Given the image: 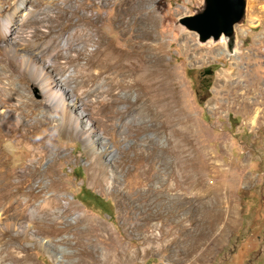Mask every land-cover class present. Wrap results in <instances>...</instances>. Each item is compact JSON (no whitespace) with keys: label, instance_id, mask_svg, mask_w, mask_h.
I'll return each mask as SVG.
<instances>
[{"label":"rangeland","instance_id":"obj_1","mask_svg":"<svg viewBox=\"0 0 264 264\" xmlns=\"http://www.w3.org/2000/svg\"><path fill=\"white\" fill-rule=\"evenodd\" d=\"M203 4L0 0V42L7 20L24 17L20 50L0 44V251L10 264H79L80 251L97 264H264V106L259 92L243 95L253 82L264 93V0H247L232 51L182 25ZM133 44L147 61L165 50L181 113L169 128L108 56ZM32 52L85 98L77 112L66 102L78 128L47 105ZM85 110L107 127L111 155L95 136L82 138ZM83 190L109 205L87 207ZM78 222L86 248L73 234Z\"/></svg>","mask_w":264,"mask_h":264},{"label":"bare ground","instance_id":"obj_2","mask_svg":"<svg viewBox=\"0 0 264 264\" xmlns=\"http://www.w3.org/2000/svg\"><path fill=\"white\" fill-rule=\"evenodd\" d=\"M25 3L26 1H24L23 5ZM25 15L27 16V13ZM23 22L24 17L19 12H17L15 16L13 15L10 19L7 20L4 25L5 27L1 33L3 40L0 42V44L3 45V47L6 48L15 44L17 45V48L15 47L14 49L20 50L19 41L22 34L21 31L24 28L22 24ZM239 27H241V24H238L235 27L237 39ZM186 40H190V38H187ZM226 41V39L222 38V40L217 42V44L222 45L225 48V46L228 47ZM211 42L212 40H210L208 43ZM236 45L238 44L236 43ZM186 48H188L187 45ZM108 49L107 51L108 53H110L108 54V56H110L111 58L114 57L116 63L123 62V65L117 66V68H121V70L124 72H121V74L126 75L125 73L126 71H128V73L133 76L132 82L127 86L129 87V89L138 91V100L143 102V106L146 108V110H148L147 113L151 115L154 120L156 119L157 123L159 121V123L162 124L163 128H169L174 122L180 121L181 113L180 111L178 112L174 109V105L177 100V97L174 93L177 81L175 82L172 72L169 70V66L164 55L165 50L163 49V47L161 46L156 52H154V56L152 57L153 59L151 61L146 60V58L143 56L144 54L141 50V47L138 48V46L135 44L129 46V48L126 49H117L114 47H110V49ZM29 57L31 70L37 76L36 83L45 95V101L47 105L51 106L52 108L60 109L62 111L63 115L61 120L63 121V124H69L75 129L78 128L79 123L78 121H74L73 123V115L69 114L70 110L68 111V105H66V102L70 101V109H72V111L74 109L77 112L78 105L85 104V98H79L77 96V94L75 93L77 87L73 85L70 78L62 75V77L65 78L62 81L59 79L60 77L54 71L55 68L53 67V64L50 60H46L34 52H32V56ZM198 59L203 60L204 57L200 56L198 57ZM149 63L151 64V66H149ZM122 68L127 70L124 71ZM239 68L240 62H236L235 67H233L234 74H236L240 78V76L242 75ZM233 76V74H228L227 72L223 73V78L225 81L231 80ZM242 77L246 80L248 76L245 75ZM240 88V84L235 86V89ZM93 92L96 94L99 93H97L96 90H94ZM252 92L260 93V97H258L257 103L259 106H264V93L260 91L258 82H253L252 87H248V89H245L243 95L245 96L246 94H251ZM5 116L8 117L9 114ZM81 116L84 117L81 120L87 119L88 122L86 124L89 125L83 128L84 132L82 134V138L91 141V139H93V137L95 136L96 139L103 144L104 150H106V152L111 155L113 151H111L110 147V138L107 136V127L103 123H101L100 118L97 116V114L93 112L91 113L89 112V110H85ZM182 133L183 132H180L181 136H183ZM47 202L61 204L60 200L53 198L52 200H49ZM37 210V208L33 209L34 217L38 213ZM22 224L25 226V228L23 229L24 232L27 230V228H30V224L28 222H22ZM74 229L75 230L73 234L75 236V239H78L77 244L79 243L81 248H86V238L88 237V234H86V230L79 228V222L75 224ZM23 234L27 235L28 233ZM65 239L67 243H70L71 237H67ZM47 243L50 246L54 247L51 241H47ZM25 250L27 251V249ZM1 252L2 251H0V264H10L7 259L1 257ZM86 253L90 254L88 251H80L77 253L81 257L79 264H97L96 259H94L93 257L88 258V260L83 257L86 255ZM27 257L30 258V255L27 254Z\"/></svg>","mask_w":264,"mask_h":264},{"label":"water","instance_id":"obj_3","mask_svg":"<svg viewBox=\"0 0 264 264\" xmlns=\"http://www.w3.org/2000/svg\"><path fill=\"white\" fill-rule=\"evenodd\" d=\"M247 0H204L194 15L181 18L182 25L199 36L202 43L226 39L232 51L237 43L236 25L246 17Z\"/></svg>","mask_w":264,"mask_h":264},{"label":"trees","instance_id":"obj_4","mask_svg":"<svg viewBox=\"0 0 264 264\" xmlns=\"http://www.w3.org/2000/svg\"><path fill=\"white\" fill-rule=\"evenodd\" d=\"M82 195L84 198L81 201L89 208L97 209L98 206L106 207L107 205H109L108 201L106 202L104 199L100 198L89 190H83Z\"/></svg>","mask_w":264,"mask_h":264}]
</instances>
